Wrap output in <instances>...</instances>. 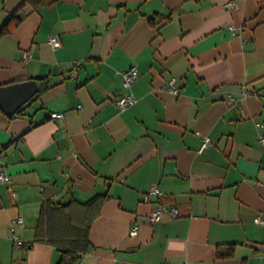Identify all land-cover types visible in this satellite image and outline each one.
I'll list each match as a JSON object with an SVG mask.
<instances>
[{"label":"crops","instance_id":"1","mask_svg":"<svg viewBox=\"0 0 264 264\" xmlns=\"http://www.w3.org/2000/svg\"><path fill=\"white\" fill-rule=\"evenodd\" d=\"M238 2L0 0V87L39 86L15 113L0 106L13 182L0 183V264H57L35 241L43 205L96 195L78 264H264V0ZM133 66L137 102L121 111ZM158 206L176 213L152 223Z\"/></svg>","mask_w":264,"mask_h":264},{"label":"trees","instance_id":"2","mask_svg":"<svg viewBox=\"0 0 264 264\" xmlns=\"http://www.w3.org/2000/svg\"><path fill=\"white\" fill-rule=\"evenodd\" d=\"M16 25L20 18L13 15ZM7 26V25H6ZM5 27L1 30L3 32ZM104 196L96 195L87 202L71 200L65 205L48 202L43 205L35 230V241L46 242L61 254L57 264H78L83 255L94 247L89 240L92 222L96 218Z\"/></svg>","mask_w":264,"mask_h":264},{"label":"built area","instance_id":"3","mask_svg":"<svg viewBox=\"0 0 264 264\" xmlns=\"http://www.w3.org/2000/svg\"><path fill=\"white\" fill-rule=\"evenodd\" d=\"M224 7L227 10H237L239 8V2L238 0H225L224 3ZM229 29L234 32L236 31V26L231 25L229 27ZM48 43L50 44V46L53 49H57L61 46V42L60 39L57 35H51L49 37ZM30 59V54L27 52H24L23 56H22V61L24 63L28 62ZM138 70L136 67H131L128 70L124 71L122 73V85H123V89L125 90V93L123 95H119L114 97L113 99V103L114 105L121 111L132 107L133 105H135V103L137 102L134 94L132 93V88L138 78ZM168 89L170 90V92H172L173 94H179V88L177 86V80L176 78L172 77L169 81H168ZM51 118L53 119H63V114L61 113H53L51 114ZM211 139L209 137H204L202 140V143L198 149V153L202 152L204 149H206L207 147L210 146L211 144ZM260 143L263 145L264 147V136H262L260 138ZM0 183L1 184H8V185H12V180L11 178L4 172H0ZM162 193L159 190V188L155 185L151 186L148 190V192L145 194L144 196V200L148 201L150 197H154V196H160ZM165 211H171V213L173 215H175L176 210L174 208H166L164 206H158L155 207L150 215H149V220L150 222L154 223L157 222L161 219L162 214ZM256 223L257 224H261L264 225V219L261 217H257L256 218ZM17 224H23V220L22 218H18L16 220ZM138 233V228L135 226L134 228H132L129 232L130 236H136ZM22 245V244H20Z\"/></svg>","mask_w":264,"mask_h":264},{"label":"water","instance_id":"4","mask_svg":"<svg viewBox=\"0 0 264 264\" xmlns=\"http://www.w3.org/2000/svg\"><path fill=\"white\" fill-rule=\"evenodd\" d=\"M38 82H25L0 87V106L8 113H15L38 92Z\"/></svg>","mask_w":264,"mask_h":264}]
</instances>
